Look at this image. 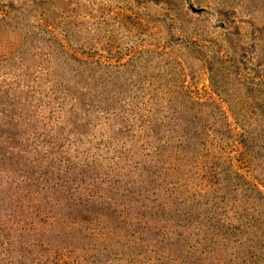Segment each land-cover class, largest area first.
Masks as SVG:
<instances>
[{"label": "trees", "instance_id": "obj_1", "mask_svg": "<svg viewBox=\"0 0 264 264\" xmlns=\"http://www.w3.org/2000/svg\"><path fill=\"white\" fill-rule=\"evenodd\" d=\"M184 6L192 17L213 14H209L208 9L194 7L191 0H185ZM221 25L226 35L228 25L220 20L218 26ZM50 28V25H39L49 37L38 43L55 54L48 57L49 69L37 82L42 83L40 87L44 90L37 88L41 93L33 95L37 96L34 106L32 102L29 104L37 112L35 123L44 121V116L36 109L41 105L59 102L58 112L54 117H46L47 130L32 133L37 140L32 158L20 147L19 132L14 126L10 127L8 139L0 137V262L10 264L4 260L2 251L8 252L13 246L24 249L56 241L61 249L70 253L81 251L82 255L75 259L88 264H148L155 260L160 262L164 254L174 264H264L262 222L258 218L253 221L245 214L230 215L237 212L232 202L236 194L242 199L253 197L263 206V183L250 182L245 173L233 168L231 155L217 158L212 152L208 160L212 169L209 168L207 176V169L200 170L196 163L202 149L207 152L212 144L219 145L217 135L226 144L228 140L235 142V138L250 150L249 143L254 139H258L257 144L264 141L261 138L264 133L260 131L263 126L254 131V126L250 129L247 124H238L240 133L233 137L228 112L232 115L235 109L228 108L225 112L216 101L200 103L189 96L183 86H175L163 92L164 96L172 98V104L153 106L156 114L141 122L139 136L134 135L133 124L125 122V129H121L113 121L104 125L108 143H103L102 151L94 147L92 140L91 143L76 141L57 151L50 147L48 154L42 153L44 145H40L38 139L49 141L55 133V129L48 128L49 122H60L56 125L61 128L69 126L67 133H75L77 128L87 134L88 125L76 121L87 119L90 126L92 119L102 117L115 116L126 121L130 113L120 107V113L111 110L107 98L109 96L113 103L119 97L121 87L112 80L128 70L133 58L122 65L110 66L81 58L68 52V45L55 38ZM186 39H180L178 51L185 52L190 47L206 52L198 38ZM196 41L199 47L193 46ZM167 42L170 45L171 40ZM215 54L219 58L203 54L202 58H197V64L204 61L208 69H216L215 74L219 73L218 69L234 64L232 54ZM180 57L187 63L185 56ZM251 63H247L251 66L249 70L256 77H262ZM6 66L21 70L24 64L22 59H10ZM214 76L212 72L210 78ZM112 90L115 94L110 96ZM3 94L4 99L0 98L2 115L6 113L20 123L30 117L17 104L20 100L26 101L21 93L16 96L15 91L4 89ZM223 94L220 92L217 96ZM68 112L69 122L65 120ZM15 114L17 119H13ZM258 116L264 119V109ZM122 130L127 132L124 136H129L124 142L137 145L134 154L118 141H112L113 132L118 134ZM253 131L258 132L254 135L256 138L248 136ZM187 185L199 187L202 193L193 190L186 194L184 191L191 188ZM232 194L235 195L231 199ZM48 221H53L55 233L45 232ZM144 248V253L137 256L142 260L128 256L129 252Z\"/></svg>", "mask_w": 264, "mask_h": 264}, {"label": "rangeland", "instance_id": "obj_2", "mask_svg": "<svg viewBox=\"0 0 264 264\" xmlns=\"http://www.w3.org/2000/svg\"><path fill=\"white\" fill-rule=\"evenodd\" d=\"M23 1L0 0V98L4 99V89L15 91L16 96L21 93L20 96L26 101L20 100L17 104H20L22 112L29 114L30 117L20 123L14 122L6 113L3 115L0 113V137L1 140L8 139L9 130H12L10 127L14 126L15 131L19 132L18 143L28 151L29 158L34 156L37 142L32 133L47 130L46 117L56 116L59 108V102L37 107V111L44 116V121L41 119L42 123L34 122L37 112L29 103L32 102L33 105L37 98L33 95L41 93L37 88L44 90L40 87L43 86L42 83L37 82H40L49 69L46 63L48 57L55 54V51L52 52L40 44L48 39L49 35L39 29V25L43 27L50 25L54 37L68 45L66 50L74 52L81 58L109 66L122 65L133 58L128 70L118 79L112 80L115 85L121 87L119 97L113 101L118 104L111 103L109 96L107 98L108 108L111 110L118 112L121 109L130 112L126 116V121L115 116L92 119L91 126L87 119L79 120L82 122L76 121L81 125L83 123L88 125L85 128L87 134L78 131L77 128L75 133H67L69 126L61 128L56 125L60 122H49L48 128L55 129V133L49 141L38 139L40 145H44L40 150L42 153L48 154L50 147L57 151L69 144H75L76 141L91 143L92 140L94 147L98 146L99 151H102L103 143L108 141L106 133H103L104 125L112 124L113 121L121 129H125V122L133 124V133L139 136L142 131L141 122L156 114L153 106L156 107L160 103L172 104V101L170 102L172 98L164 96L163 92L166 89L172 90L175 86H183L186 93L200 103L211 104L208 101H216L225 112H228V108L235 109L232 115L228 112V120L233 127L230 135L233 137L240 133L238 124H247L249 128L254 126L252 129L254 131L263 126L260 131L264 133V119L258 116L264 109V0H191L194 7H202L208 9L209 14L213 13V16L204 14L199 18L192 17L185 11V0ZM220 20L228 25L229 31L226 30V35L222 31L224 24L220 26L221 28L218 26ZM185 37L189 40L198 38L208 53L200 51L197 47V49L189 47L185 52L178 51L180 39ZM168 40H171L170 45ZM196 45L197 41L193 46ZM71 47L73 48L70 49ZM148 50L149 52H144ZM215 52L223 55L232 54L234 64L230 63L229 67L218 69L217 74L216 69H208L204 61L197 64L198 57L202 58L203 54L208 57L217 56ZM182 55L186 57L187 63L180 57ZM238 58L242 59V62ZM10 59L18 61L22 59L26 68L22 66L21 70H15L6 66ZM250 62L256 66L262 77H256L253 71L249 70L248 67L251 66L247 63ZM212 72L215 75L213 79L210 78ZM212 91L217 93L214 94ZM220 92L224 93L222 97L217 96ZM114 94L115 90H112L109 95ZM255 99H258L257 102ZM17 117L15 114L13 119ZM69 118L68 112L65 120L69 122ZM258 119L260 121L257 122ZM254 131L248 136L256 138L258 132ZM113 133L116 136L114 135L112 141H118L122 147H128L126 150L134 154L137 145L124 142L129 137L124 136L127 132ZM216 137L220 146L215 147L212 144V148L208 147L210 151L202 149L201 155L196 156L200 170L207 169L206 176L208 175L211 168L208 160L212 152L217 158L231 155L233 168L245 173L250 182L260 181L264 185V149L262 150L264 141L257 144L258 139H254L249 143V149L251 145L252 148L247 150L246 146L240 145L235 138V142L230 143L228 140L229 144H226L218 135ZM261 138H264V135H261ZM216 157L212 160L215 161ZM138 170L139 167L136 172ZM200 177L198 174L197 178ZM187 187L190 188L191 185ZM193 190L202 193L199 187L194 186L184 192L188 194ZM233 195L235 194L230 195L231 199ZM236 195L232 202L237 206V212L230 215L235 217L245 214L244 216L253 218V221L258 218L264 228V205H259V201L253 197L242 199ZM52 222L46 223L45 232H56ZM49 227H52V230H47ZM58 245L56 241L24 249L16 245L17 247L13 246L8 252L2 251V255L10 264H88L75 259L82 255L81 251L70 253ZM144 251L145 248L135 253L131 251L128 256L131 259L142 260L137 256L139 254L141 256ZM148 264L174 263H171L164 254L160 262L155 260Z\"/></svg>", "mask_w": 264, "mask_h": 264}]
</instances>
